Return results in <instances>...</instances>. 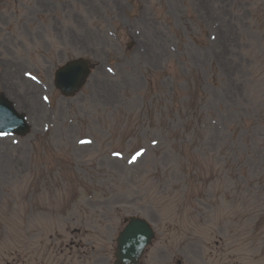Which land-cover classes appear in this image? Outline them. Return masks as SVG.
<instances>
[{
    "label": "rangeland",
    "instance_id": "obj_1",
    "mask_svg": "<svg viewBox=\"0 0 264 264\" xmlns=\"http://www.w3.org/2000/svg\"><path fill=\"white\" fill-rule=\"evenodd\" d=\"M68 1L38 33L50 63L21 64L45 78L76 57L96 69L74 99L48 94L52 110L39 89L31 136L0 140V264H95L133 215L156 234L141 264H264V0ZM81 137L94 146L76 150ZM4 232L21 239L8 256Z\"/></svg>",
    "mask_w": 264,
    "mask_h": 264
}]
</instances>
